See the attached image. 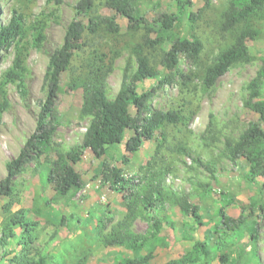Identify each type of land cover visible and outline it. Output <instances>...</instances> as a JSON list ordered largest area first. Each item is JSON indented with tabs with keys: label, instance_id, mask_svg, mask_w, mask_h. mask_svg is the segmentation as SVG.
<instances>
[{
	"label": "rangeland",
	"instance_id": "374dc122",
	"mask_svg": "<svg viewBox=\"0 0 264 264\" xmlns=\"http://www.w3.org/2000/svg\"><path fill=\"white\" fill-rule=\"evenodd\" d=\"M191 1V14L197 16L192 21L190 30V21L184 14L180 33L186 37L194 35L201 44L202 51L195 65L183 56H180L178 62L179 68L191 75V83L188 87H182L178 82L164 85L149 102L154 110H173L179 113L181 121L156 126L152 140L144 141L138 151L132 154L124 148V142L132 135L129 130L124 132L123 142L107 147L100 159L85 150L74 166L84 185L65 198L56 195L45 179L47 169L56 160L54 151L28 164L15 177L12 195L0 197V224L4 221L5 205L10 208L11 213L26 209L28 216L37 223L31 254L38 253L45 259V264H113L132 257L129 251L121 247L104 246L96 231L97 221L101 219L112 221L105 230L106 233L121 221L129 223V229L134 233H142L146 228L141 218L129 217L123 193L111 190L108 184L102 182L101 175L105 171V165L116 167L126 178H132L136 182L141 180L140 186L143 185L145 176L149 179L162 177L166 190L190 193L191 204L198 208L200 225L182 215L170 201L165 202L164 213L158 210L151 213L160 222V234L164 240L153 250L148 247L140 253L146 257V264H163L179 258L199 241L217 240L221 230L214 227L217 224L214 212L219 206L220 193H225L238 202V205L226 207L224 214L240 223L245 230L233 250L226 253L229 260L232 259L235 263L227 264H253L252 251L260 263L264 264V211L249 208L253 201L264 206L262 180L258 177L252 182L247 181V163L238 160L236 164H232L221 155L225 137L235 138L248 123L258 122V115L246 110L243 102L246 98L245 85L256 75L264 58V21H258L255 27L257 33L249 34L246 38L252 59L232 65L211 89L204 90L201 85L203 69L229 38L219 28L222 12L229 0H209L207 5L205 0ZM76 2L77 0H0V24H5L14 10L21 13L26 23L38 18L45 19L46 23V41L40 50L30 46L28 37L17 45L26 46L25 100L21 99L15 83L2 84L3 73L12 65L16 53L14 43L0 51V102L5 97L7 103V108L0 110V179L5 176V162L17 155L34 129L38 102L45 98L42 79L48 57L61 43L65 26L73 16L72 6ZM96 4L99 14L111 15L100 0ZM137 5L148 21H152L160 13H176L175 4L169 0H138ZM115 22L119 25L120 35L104 38L101 43L105 44L104 51L111 53V50H116L119 53L113 59L111 72L107 76L110 99L119 89L124 68L127 66L129 70L135 69L131 48L141 41L143 34L140 30L129 32L126 19L118 14ZM100 40L101 38L89 36L86 42L93 46ZM167 45L165 42L163 48H167ZM82 55L76 53L71 70L61 77V90L55 104L58 126L53 136V149L66 150L70 145L80 143L89 123V119L79 113L81 90L71 88L70 84V78L74 76ZM161 55L162 52L157 48L152 52L151 59L166 74L159 64ZM155 85V81H145L138 84V91ZM260 97L264 100V81ZM130 113L134 114V109L131 108ZM210 115L215 122L213 141L208 140V134L204 133ZM260 126L264 130V124L260 123ZM202 135L205 139H202ZM182 148L191 157L201 158L211 166L214 174L210 175L193 164L188 154L178 153L177 150ZM45 200L50 203L47 204ZM164 214L173 223L172 229L164 221ZM256 223L259 228L257 240L253 243L249 236ZM9 248L13 249L14 245L9 243ZM9 259L0 257V264H10ZM209 264L220 262L215 259Z\"/></svg>",
	"mask_w": 264,
	"mask_h": 264
},
{
	"label": "trees",
	"instance_id": "16d2710c",
	"mask_svg": "<svg viewBox=\"0 0 264 264\" xmlns=\"http://www.w3.org/2000/svg\"><path fill=\"white\" fill-rule=\"evenodd\" d=\"M99 0H77L72 6L73 16L65 26L61 43L50 53L43 74L42 89L45 98L38 102V113L35 126L30 135L20 147L17 155L5 162V176L0 179V197H10L13 193V181L24 168L38 161L43 155L55 152V163L47 169L45 179L56 195L65 198L72 192L83 187L81 175L74 166L80 161L85 150L100 159L107 147L123 142L124 132H132L124 142L125 151L135 153L144 141H151L156 126L176 124L181 121L179 113L152 109L149 102L157 90L164 85L178 82L182 87H188L192 77L179 68L180 56L195 65L200 57L202 46L194 35L186 37L180 33L182 16L188 17L192 29V21L197 15L191 14V0H169L175 4L176 13H160L152 21H148L137 5L138 0H100L102 6L111 12L109 16L98 13L96 2ZM206 5L209 0H205ZM120 15L127 21V30L135 33L142 31L141 41L134 44L131 54L136 67L129 70L126 66L118 91L113 98L108 97L107 76L111 72L113 59L118 56L116 50L104 51V38L120 35L119 25L115 16ZM258 21H264V0H229L222 12L219 28L229 36L226 44L218 50L208 65L203 69L201 85L204 90L211 89L225 72L236 63L249 62L252 57L248 51L246 38L256 34ZM45 19L38 18L25 22L21 13L13 11L5 24H0V51L14 43L16 50L12 65L3 73V83H15L22 100L26 99L25 86L26 68L24 52L26 46L18 47L19 42L28 37L30 46L40 50L46 41ZM101 40L93 46L86 40L88 37ZM167 42V48L163 44ZM157 48L162 52L159 64L167 73H163L151 59L152 52ZM76 53H82L79 66L74 76L70 78L71 88L80 89L82 93L80 116L89 119L88 126L80 143L70 145L66 150L53 149V136L57 130L58 118L55 109L56 99L61 90V77L71 70ZM110 54V55H109ZM256 75L245 85L246 98L243 107L258 115V122H250L235 137H225L221 145V155L236 164L244 160L248 169L245 173L247 181L256 178L262 180L264 188V100L260 97L261 85L264 81V58ZM145 81H155L156 85L147 90L138 91V84ZM3 95V93H2ZM5 97L0 102V110L6 109ZM134 109V114L130 109ZM215 122L209 116L205 132L208 140H214ZM202 139L204 135H202ZM178 153L188 154L191 162L203 168L210 175L214 169L201 158L191 157L186 149H178ZM101 175L102 182L109 185L115 192L123 193L129 217H139L146 225L144 232L134 233L129 229V223L119 222L112 226L109 233L105 230L111 224V219L98 220L96 231L102 238L104 246L121 247L132 254L131 258L123 259L113 264H146V257L140 253L150 247L151 250L161 245L160 222L151 213L155 210L164 213V204L170 201L179 212L200 225L201 216L197 206L191 204V194L188 192H172L165 189L164 179L148 176L140 181L126 178L116 167L104 166ZM196 184L200 185V182ZM203 185V184H202ZM48 204L50 201L45 200ZM238 202L225 193L219 194V206L214 215L217 219L215 229L221 230L217 240L213 242L199 241L194 247L186 250L179 258L171 259L163 264H209L218 259L220 264L235 263L226 253L231 252L242 238L245 230L240 223L224 214V209ZM251 210L264 211V206L253 201ZM4 221L0 224V257L10 258V264H45V259L38 253L31 254V244L36 238L37 223L28 216L26 209L11 213L10 208L3 207ZM164 221L173 228V223L165 216ZM64 219L61 220L63 224ZM249 239L255 243L259 224H254ZM9 243L14 245L9 248ZM253 264H261L252 251Z\"/></svg>",
	"mask_w": 264,
	"mask_h": 264
}]
</instances>
